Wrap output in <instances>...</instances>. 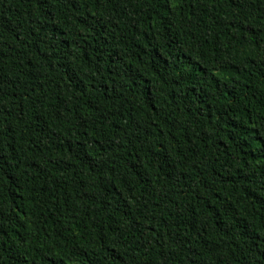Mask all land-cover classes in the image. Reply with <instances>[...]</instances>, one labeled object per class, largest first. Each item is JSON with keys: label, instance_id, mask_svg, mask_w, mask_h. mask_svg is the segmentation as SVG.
<instances>
[{"label": "trees", "instance_id": "16d2710c", "mask_svg": "<svg viewBox=\"0 0 264 264\" xmlns=\"http://www.w3.org/2000/svg\"><path fill=\"white\" fill-rule=\"evenodd\" d=\"M0 264H264V0H0Z\"/></svg>", "mask_w": 264, "mask_h": 264}]
</instances>
